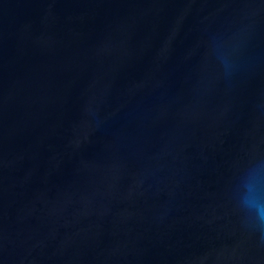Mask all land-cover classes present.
I'll return each instance as SVG.
<instances>
[{"label":"water","instance_id":"95a60500","mask_svg":"<svg viewBox=\"0 0 264 264\" xmlns=\"http://www.w3.org/2000/svg\"><path fill=\"white\" fill-rule=\"evenodd\" d=\"M264 0H0V264H264Z\"/></svg>","mask_w":264,"mask_h":264},{"label":"clouds","instance_id":"9594fccd","mask_svg":"<svg viewBox=\"0 0 264 264\" xmlns=\"http://www.w3.org/2000/svg\"><path fill=\"white\" fill-rule=\"evenodd\" d=\"M244 206L255 219L264 224V191L258 185L251 186L244 199Z\"/></svg>","mask_w":264,"mask_h":264}]
</instances>
